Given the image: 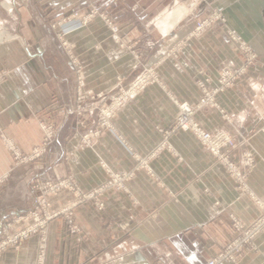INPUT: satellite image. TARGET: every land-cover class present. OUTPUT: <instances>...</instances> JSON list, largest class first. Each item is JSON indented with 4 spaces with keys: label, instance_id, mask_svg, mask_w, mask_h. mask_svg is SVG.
I'll use <instances>...</instances> for the list:
<instances>
[{
    "label": "crops",
    "instance_id": "0c3cea01",
    "mask_svg": "<svg viewBox=\"0 0 264 264\" xmlns=\"http://www.w3.org/2000/svg\"><path fill=\"white\" fill-rule=\"evenodd\" d=\"M91 6L107 12L119 31L100 16L86 24L68 19L58 27L82 67L84 90L109 93L119 79L127 84L148 65L159 82L143 88L114 116L112 128L83 145V136L96 127L102 100H88L91 108L83 117L62 113L75 105L79 84L53 23ZM216 9L224 22L184 40L195 17ZM0 22L5 29L0 70L6 72L0 81V177L7 176L0 191V238L8 220L36 204V180L71 176L88 192L106 182L109 171L133 174L126 191L106 189L103 206L95 199L76 205L79 234L69 231L63 215L52 219L44 264H207L229 242L232 216L247 224L258 218V206L190 131L171 134L169 147L148 159L152 173L137 166V156H148L162 142L159 128L171 126L177 102L199 100L201 74L216 81L222 67L242 63L227 32L233 28L258 53L257 61L218 96L229 120L218 109L201 110L195 118L203 128L225 129L235 138L233 158L242 166V151L254 154L247 182L264 200V0H0ZM41 122L57 128L46 160L15 165L2 134L30 154L43 140ZM47 199L54 212L75 196L62 188ZM39 244V237L31 236L7 247L0 264H36ZM237 264H264V231Z\"/></svg>",
    "mask_w": 264,
    "mask_h": 264
},
{
    "label": "built area",
    "instance_id": "2783aa9c",
    "mask_svg": "<svg viewBox=\"0 0 264 264\" xmlns=\"http://www.w3.org/2000/svg\"><path fill=\"white\" fill-rule=\"evenodd\" d=\"M200 0H195V2ZM100 16L111 27L113 32H118L119 27L115 24L111 16L100 10L97 6H91L87 12H73L67 18L59 21L60 25L68 19H79L82 24L88 23L93 18ZM225 17L222 11L214 10L206 14L202 18L195 17L193 25L189 31L188 39L191 36H200L207 30L211 29L218 22H224ZM227 32L231 40L235 43L243 56V61L240 65H226L219 70L218 78L214 81L210 76L201 74L197 79V85L201 90V96L196 103H178L179 114L169 128H159L163 134L162 142L148 156L138 159V167L147 168L150 173L152 170L148 166V159L152 158L158 150L169 147L167 140L169 136L177 131H190L216 159L223 164L229 175L237 183L242 191L246 192L254 203L258 206L260 214L258 218L251 223H244L238 217L232 216L231 238L223 247L219 248L208 259L207 264H237L239 257L243 251L249 248H255V239L264 231V200L257 197L248 186V177L250 176L255 166V157L250 150L242 151L243 164L233 158V153L236 151L237 142L235 138L225 129L209 131L203 128L196 120L195 115L201 110L218 109L223 112L224 117L229 120L227 114L221 108L218 102L220 93L237 84L254 65L258 58V53L252 46L246 43L239 35L237 30L228 28ZM59 37L73 58V62L77 67L78 75V91L76 102L73 107L66 108L62 113L66 117L78 116L83 117L90 110L88 100L99 98L102 103L97 106L98 118L96 127L82 138L83 145H91L101 132L105 129L112 128L114 116L147 85L159 82L156 69L152 65L145 68L129 83L124 84L123 80L119 79L113 90L109 93L99 92L94 93L85 91L83 88L84 78L82 67L78 64L77 59L72 53V46L68 42L65 33L59 31ZM182 42L174 46L167 54L175 52ZM6 72L0 70V81L5 77ZM84 123V122H83ZM41 128L44 132L41 144L35 146L30 154H23L12 140L2 137L6 142L9 150L12 151L15 165L33 161H45L48 147L55 139L57 128L52 123L41 122ZM261 129L264 131V117H262ZM130 172H111L109 178L101 186L94 190L84 192L80 189L77 183L71 176L57 178L56 180H36L35 189L37 191V201L32 210L24 215L17 216L8 220L2 228L0 238V254L9 246H19L31 236H38L40 239L38 256L36 264H44L45 248L47 241V228L49 222L63 215L66 220V225L69 231L73 234L81 233L80 224L75 220L74 207L80 203L95 199L98 206H103L100 200V195L108 188H114L119 191H126V182L132 177ZM7 176L0 177V191ZM69 189L75 196V200L65 208L50 212L48 210V196L56 194L60 189ZM19 225L17 229L15 227Z\"/></svg>",
    "mask_w": 264,
    "mask_h": 264
},
{
    "label": "rangeland",
    "instance_id": "374dc122",
    "mask_svg": "<svg viewBox=\"0 0 264 264\" xmlns=\"http://www.w3.org/2000/svg\"><path fill=\"white\" fill-rule=\"evenodd\" d=\"M194 2H195V0H193ZM201 1H203V0H200V1H197V2H199V3H201ZM196 3V2H195ZM216 10H218V11H222V10H220V9H216ZM214 11V10H213ZM211 13V12H210ZM209 14V13H208ZM71 15V14H70ZM69 15V16H70ZM68 16H64V17H62L60 20H57V21H55L54 23H53V27L54 28H56L57 30H58V27L60 26V22L59 21H61V20H63L64 18H67ZM198 18H200V17H198ZM202 18V17H201ZM4 26L1 24V22H0V36H4ZM59 31H60V29L58 30V32H57V35H58V37H59ZM59 39H60V37H59ZM0 40H1V38H0ZM61 40V39H60Z\"/></svg>",
    "mask_w": 264,
    "mask_h": 264
}]
</instances>
